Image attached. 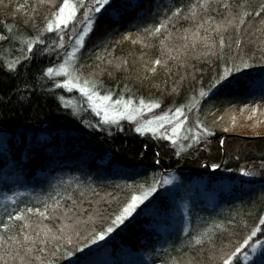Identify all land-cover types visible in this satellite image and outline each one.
Wrapping results in <instances>:
<instances>
[{
  "label": "trees",
  "instance_id": "obj_1",
  "mask_svg": "<svg viewBox=\"0 0 264 264\" xmlns=\"http://www.w3.org/2000/svg\"><path fill=\"white\" fill-rule=\"evenodd\" d=\"M62 2L54 0L55 7H50L40 0H0V35L9 37L0 41V196L4 197L0 236L19 237L22 222L14 219L18 213H25L35 225L38 217L27 209L44 211L47 206L51 211L58 201L56 216L67 213L80 221L79 238L73 235V244L61 240L55 247L38 242L45 251H34L27 259L42 257L45 264H220L224 253L239 247L234 264H245L242 256L247 247L264 239V226L259 224L264 217V133L241 128L250 113L264 110V15L255 14L264 0H211L205 15L211 21L205 27L217 40L216 48L211 54H205L202 45L195 51L181 49L177 59L168 60L170 71L157 66L155 74L145 68L161 58L159 44L164 36L149 37L144 30L172 18L168 31L173 37L167 43L180 48L185 41L179 37L193 25L173 18L172 12L180 7L186 15L188 6L198 0H110L99 12L88 14L91 17L94 12L92 28L74 67L83 78L96 82L101 95L157 102L158 112L175 113L181 108L200 131L199 142L189 139L181 150L125 124L86 126L72 108L65 107L61 91L44 75L56 49L50 45L55 41L53 34L43 29ZM223 3L231 8L225 10ZM20 4L30 7L20 10ZM242 10L250 15L239 25V32L229 28L223 33L221 52L212 29ZM82 16L81 10L76 24L84 21ZM86 22L79 24L78 33ZM28 41H37L32 54L26 50ZM17 59L21 64L9 72L5 65ZM241 59L250 67L241 65L237 72L233 65ZM226 67L233 69L232 75L211 88ZM201 91L206 95L201 97ZM258 118L263 121L264 114ZM246 134L251 140L242 138ZM239 172L251 174L235 178ZM171 175L185 198H195L188 203L185 223L171 215L180 199L179 194L173 197L176 200L165 192L163 181ZM191 183L194 188L187 186ZM152 186L156 190L132 217L113 226L104 240L90 242L109 226L131 195ZM62 222L69 221L63 217L44 221L54 230ZM253 228L261 231L244 245ZM201 237L205 242L197 245L195 240ZM75 245L83 252L74 251ZM4 248L0 256L8 264H21L19 258L13 260L12 248L7 255ZM70 251L73 255L68 256ZM262 255L264 251L252 264H260Z\"/></svg>",
  "mask_w": 264,
  "mask_h": 264
},
{
  "label": "snow or ice",
  "instance_id": "obj_2",
  "mask_svg": "<svg viewBox=\"0 0 264 264\" xmlns=\"http://www.w3.org/2000/svg\"><path fill=\"white\" fill-rule=\"evenodd\" d=\"M40 3L47 4L50 7H55L54 0H40ZM110 0H95L94 11L99 12L104 6L108 5ZM84 0H63V2L56 8L55 11L51 13L50 18L47 19V22L44 26L43 31L48 33H56L59 36V39L63 41V36L60 35L64 33L66 29L71 25L73 28L75 27V22L77 19V13L83 8ZM20 10H24L30 5L20 4L18 5ZM222 7L225 10H229L231 5L228 3H223ZM260 11L256 12V16L264 15V4L259 5ZM211 8V0H198L196 4H191L188 6V11L186 15H182L183 10L180 7H177L174 12H172V17L177 20L183 19L184 21H191L193 27L189 29H185L184 33L179 37V39L185 41L180 48L170 47L167 43L173 37V33L168 31V24L172 23V18H169L167 22H160L158 26L154 28H146L144 31L147 33L149 37L159 38L160 36H164L163 40H160L159 51L160 57L156 58L151 62V66H146L145 70L152 74L157 72V66L168 69V60H175L181 54V49L184 52L189 50L195 51L198 45H202L206 50L205 54H211L212 50L216 48L217 40L212 36L208 35L209 29L205 27V24H209L211 21V17L205 19V15L209 12ZM33 12L36 9H32ZM93 9H89L92 11ZM25 15L27 13L25 12ZM250 14L246 10H242L238 15L232 16L231 18H226L225 22L222 24L216 25L215 28L212 29L218 36V44L219 50L223 52L225 48V39L223 33L226 32L229 28H234L236 32L240 31L239 25H243L245 23V18ZM84 19L87 21V27L84 30L83 34L79 35V38L76 39V45L82 46L84 35L87 34L88 31H91L92 28V20L88 16L87 13L84 15ZM238 21V24L235 23ZM264 24V21L261 22ZM8 32H11V29H8ZM202 32L204 34H202ZM5 35H0V41L8 39ZM127 39V37H126ZM37 41H28L26 45V50L29 54L33 53V45ZM43 43V41H39ZM138 41L133 40L132 43H137ZM143 43V41H139ZM63 43L60 44V47H63ZM149 45L144 44V47H148ZM239 46V44L237 45ZM230 47V45H229ZM23 51V50H22ZM78 51V47L73 48V51L70 53H66V57L63 60V63L58 64L57 66L48 67L44 75L53 80L55 88H62L67 90L68 92L78 91L82 97L86 99L87 104L91 108V111L94 112L97 116L101 117L100 123L103 124H113L118 123V121L127 119L131 121H137L138 116H142L145 111L151 112L155 108H159L160 105L157 102H146L144 99H140L138 105L134 104L132 100H113L111 94L101 95L97 90V84L94 80L83 78L79 74V70L74 67L73 61L76 60V52ZM176 53L174 55L173 53ZM24 60L30 59L29 56H24ZM18 64H21L20 59L14 60L10 63H7L5 66L7 67L9 72L16 70ZM241 65L243 68H248L250 65L247 61L241 59L240 64H234V68L237 72L241 71ZM119 67V65H117ZM232 68L226 67L223 75L219 76V78L213 83L210 87L216 88L218 85H221L224 81L228 80V78L232 75ZM56 78H61L60 82H55ZM147 78V77H145ZM206 93L201 91L200 96H205ZM63 100V97H60ZM67 107V105H65ZM171 112V110H170ZM183 116V110L181 108H176L174 114L165 113L163 115L154 116L152 119H146L143 123L137 121L136 131L141 135L145 133H151L154 137L160 133V130L164 128L165 125L171 126V134H167V132L160 133L159 138L171 140V142L175 145L181 139L180 133L183 129L184 121L179 119V117ZM191 131V130H190ZM206 131V130H205ZM227 131V129H225ZM206 134L211 135L210 132L206 131ZM184 140L192 139L194 142L198 143L200 139V133H196L194 135H185L182 137ZM191 147V145H189ZM244 175H250L249 172H244ZM163 183H171L169 180H164ZM155 186L149 187L146 191H141L138 195H131L130 201L122 207V209L115 215L114 219L111 220L109 226L95 233L93 237L90 238V242L92 244H96L98 240L102 241L105 239V236L114 231L113 226H118L119 224H123L124 221L132 215L133 212L137 209V207L142 204L148 197L155 191ZM59 202L52 207L51 211H49L48 207L45 206V210L41 211L40 209H32L28 208L27 213H33L38 217V220L35 222V225L31 222L30 217L25 213H18L14 219L16 221H21V225L19 227V237L17 236H9L7 240L3 236H0V248H4V245L7 244L8 248H4L5 255L8 254V249L12 248V258L13 260L19 258L21 260V264H35L38 261V264H45V261L42 257H36L35 261L27 259L34 251H38L43 253L45 251V247L49 243H53L54 247L59 245L61 240L66 241L67 244H73V235L79 238V224L80 221L76 220L73 217L67 215V213H60V216H56V213L59 210ZM63 217L68 220V223H61L59 227L53 229L44 223L46 220H52L53 218L59 219ZM12 217H10L11 219ZM92 220V217H89V221ZM84 223H87L85 221ZM259 224L264 226V217L259 219ZM7 228V225H5ZM31 229V232L26 230ZM261 228H253L251 234L244 240V245H248L249 241L257 235V232H260ZM38 242L43 244L45 247H38ZM203 238H196L195 243L197 245L204 244ZM88 245L85 243L84 247L86 248ZM23 250L24 255L21 256L20 252ZM58 251L59 249L56 248ZM74 251L83 252V248H80L79 245L74 246ZM241 251V248H236L235 251L230 254L224 253L220 257V264H234V258L238 260L237 254ZM252 251H256V245H252ZM68 256L73 255V252L70 251L67 253ZM245 259H248L247 254H245ZM0 261H3V264H8V261L5 259V256H0ZM73 264H78L77 262H73ZM260 264H264V255H262Z\"/></svg>",
  "mask_w": 264,
  "mask_h": 264
},
{
  "label": "rangeland",
  "instance_id": "obj_3",
  "mask_svg": "<svg viewBox=\"0 0 264 264\" xmlns=\"http://www.w3.org/2000/svg\"><path fill=\"white\" fill-rule=\"evenodd\" d=\"M84 5L85 6L83 8H81V10L83 13L82 18L85 21L84 15H85V13L89 14L90 12H92L94 10L95 0H84ZM89 9H93V10L89 11ZM93 14H94V12L92 13V15L90 17L91 20H93ZM84 21H79L77 24L75 23L74 28L70 25L69 28L66 29V31L64 33H61L60 35L63 36V41H61L59 39V36L56 33H52L55 41H53V43H51L50 45H52L51 48H55L56 51L54 53L52 61L49 62V65H48L49 67L57 66L58 64L63 63V60L66 57V53H70L73 51V49L71 50V48L78 47V51L80 50V48H82L83 45L77 46L75 42H76V39L79 38V35L84 33V30L87 27V22H86V25L81 29L80 33H78L77 29L80 28L79 24L81 22H84ZM78 25H79V27H78ZM89 32L90 31H88L87 34ZM86 35H84V38L86 37ZM69 42H71V43H69ZM83 42H84V39H83ZM61 43H63V45H64L63 47H60ZM68 48H69V50H68ZM77 52H76V54H77ZM74 63H75V61H73V65H74ZM60 79L61 78H56L55 80H57V82H60ZM59 90L61 91L60 93H61V96L63 97L65 105H67L69 108H72V110L74 111V114L76 116H78L79 118H82L81 120L85 123L86 126L93 125V126L116 127V126H121L122 124H125L128 126H132V128L136 131L137 121L140 123H143V121L146 119H152L154 116L163 115L165 113H168V112H158L159 111L158 108H155L151 112L145 111L142 116H138L137 121H131V120L123 119V120L118 121V123L103 124V123H100L101 117L97 116L94 112L91 111V108L87 104L86 99L84 97H82L78 91L74 90L73 92H68L67 90L62 89V88H60ZM113 100H116V99H113ZM120 100H127V99H120ZM132 101L136 105H138V103H139V100L138 101L132 100ZM263 112H264V110H262L260 112L261 114L260 113L258 114L257 112H253V114L250 113L248 119H245L241 123V128H243V130L247 131V132H250L251 129L253 128V129H255L253 131H255L257 133H264V120L262 121L261 119L258 118L259 116L264 114ZM170 114H174V113H170ZM179 119L184 121L183 129L180 133L181 139L175 145L171 142V140H168L177 150H181V148H183V146H185L187 144V142H189L187 140H184L182 138L183 136H185V135L191 136V135H194V134L200 132L197 125L194 124L193 122H190L189 121L190 119H188V117L185 116L184 114L182 117H179ZM171 126L172 125H165L164 128L160 130V133L167 132V134L170 135L171 134ZM160 133H158L157 136H155V137L151 133H145V134H150L151 137H154L157 139H162V138H159ZM242 138L244 140L245 139L251 140L247 136V134H246V136H242ZM243 173L244 172H239V174H237V176L235 178L242 177ZM167 180L171 181V183L165 184L166 194H168L170 198L176 197V195H178V194L180 195V199H178V201L175 204V213H171V215H173V218H180L181 220H183V223H185V221L187 219L186 218L187 210L189 207L188 203H190L189 202L190 200L192 201L195 198L186 195V193H185L186 198L183 196V192H182L183 188L180 187L181 185H180V183L176 177H173L171 175ZM194 185H195L194 183H191L190 185H187V186L194 188ZM191 193H193V192H191ZM201 193H203V192L201 191ZM203 195H204V193H203ZM211 197H214L213 192L211 193ZM173 199L177 200V198H173ZM0 200H4V197L0 196ZM133 213H132V215H133ZM132 215L130 217H132ZM130 217H128V218H130ZM253 245H256V251L253 252L252 246H249V247H247L248 251L245 253L248 256V259L247 260L245 259V254H244V256H242V260L245 264H252L253 259L256 257V255H258L260 252L264 251V239L261 242H256ZM96 264H99V263L97 262Z\"/></svg>",
  "mask_w": 264,
  "mask_h": 264
}]
</instances>
